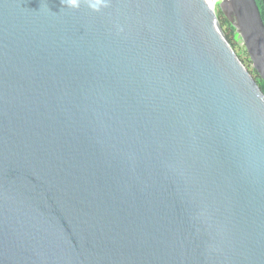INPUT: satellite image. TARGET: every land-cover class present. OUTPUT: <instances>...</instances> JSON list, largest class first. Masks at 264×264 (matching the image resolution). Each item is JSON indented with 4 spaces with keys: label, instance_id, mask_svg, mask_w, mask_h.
<instances>
[{
    "label": "water",
    "instance_id": "1",
    "mask_svg": "<svg viewBox=\"0 0 264 264\" xmlns=\"http://www.w3.org/2000/svg\"><path fill=\"white\" fill-rule=\"evenodd\" d=\"M220 8L264 81L256 0ZM0 264H264V93L209 0H0Z\"/></svg>",
    "mask_w": 264,
    "mask_h": 264
},
{
    "label": "trees",
    "instance_id": "2",
    "mask_svg": "<svg viewBox=\"0 0 264 264\" xmlns=\"http://www.w3.org/2000/svg\"><path fill=\"white\" fill-rule=\"evenodd\" d=\"M256 2H257V5L260 9L262 19L264 21V0H256ZM218 19H219V23L222 27V30H223L225 37L227 38L230 45L234 49V42L235 41L240 42V40L238 39V34L236 33L235 28L233 27L231 22L228 20V18L225 16V14L222 12V10L218 16ZM252 72L255 75L256 82L258 83L259 87L261 88V90L264 93V81L259 77V75L257 74V72L254 69Z\"/></svg>",
    "mask_w": 264,
    "mask_h": 264
},
{
    "label": "clouds",
    "instance_id": "3",
    "mask_svg": "<svg viewBox=\"0 0 264 264\" xmlns=\"http://www.w3.org/2000/svg\"><path fill=\"white\" fill-rule=\"evenodd\" d=\"M82 3H87L93 12H100L107 7V0H62L63 6L72 10H79Z\"/></svg>",
    "mask_w": 264,
    "mask_h": 264
},
{
    "label": "rangeland",
    "instance_id": "4",
    "mask_svg": "<svg viewBox=\"0 0 264 264\" xmlns=\"http://www.w3.org/2000/svg\"><path fill=\"white\" fill-rule=\"evenodd\" d=\"M224 0H218L217 1V5H215V11L217 13V16H219V14L221 13V8H220V3H222ZM219 3V4H218ZM234 50L236 51L237 55L239 56V58L241 59V61L243 62V64L245 65V67L247 68L248 71H250V73L252 74V76L255 78L253 71V65L250 61L249 55L247 53V50L245 48V46L243 45L242 41L240 40V42H234Z\"/></svg>",
    "mask_w": 264,
    "mask_h": 264
},
{
    "label": "bare ground",
    "instance_id": "5",
    "mask_svg": "<svg viewBox=\"0 0 264 264\" xmlns=\"http://www.w3.org/2000/svg\"><path fill=\"white\" fill-rule=\"evenodd\" d=\"M209 1L211 2L212 6H215V5H217L216 3H217L218 0H209Z\"/></svg>",
    "mask_w": 264,
    "mask_h": 264
}]
</instances>
